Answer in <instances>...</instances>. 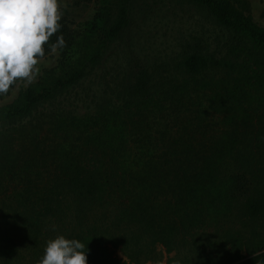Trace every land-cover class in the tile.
Returning a JSON list of instances; mask_svg holds the SVG:
<instances>
[{"label":"trees","instance_id":"16d2710c","mask_svg":"<svg viewBox=\"0 0 264 264\" xmlns=\"http://www.w3.org/2000/svg\"><path fill=\"white\" fill-rule=\"evenodd\" d=\"M94 1L79 29L61 19L56 66L0 105V264H37L60 234L88 264L159 262L158 246L164 264H264V26L248 1L190 0L212 29L173 70L138 65L75 110L60 97L94 72L134 0Z\"/></svg>","mask_w":264,"mask_h":264},{"label":"rangeland","instance_id":"374dc122","mask_svg":"<svg viewBox=\"0 0 264 264\" xmlns=\"http://www.w3.org/2000/svg\"><path fill=\"white\" fill-rule=\"evenodd\" d=\"M253 20L264 26V0H247ZM62 19L72 29H79L90 19L97 5L94 0L88 3L79 0H59ZM212 29L211 19L205 11L190 0H134L128 26L112 41L103 53L94 72L82 80L68 94L60 97L59 104L75 110H84L99 104L114 95L116 86L128 84L137 66H160L173 70L189 42H193L199 32ZM59 51L47 52L40 59L37 81L45 69L56 66ZM30 83L17 81L6 94L0 96V105L12 101L21 89ZM37 119V118H35ZM164 264L166 253L158 246ZM118 257H122L116 250Z\"/></svg>","mask_w":264,"mask_h":264},{"label":"clouds","instance_id":"9594fccd","mask_svg":"<svg viewBox=\"0 0 264 264\" xmlns=\"http://www.w3.org/2000/svg\"><path fill=\"white\" fill-rule=\"evenodd\" d=\"M59 0H0V95L17 81L31 83L45 56V46L54 54L65 45L62 35L50 38L61 28ZM85 244L63 234L47 241L37 264H88Z\"/></svg>","mask_w":264,"mask_h":264}]
</instances>
